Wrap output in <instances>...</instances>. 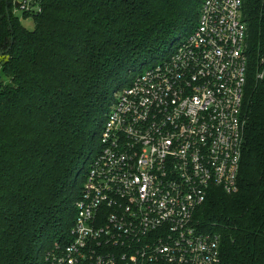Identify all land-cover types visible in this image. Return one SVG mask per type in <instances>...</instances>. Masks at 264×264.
<instances>
[{
  "label": "trees",
  "instance_id": "obj_1",
  "mask_svg": "<svg viewBox=\"0 0 264 264\" xmlns=\"http://www.w3.org/2000/svg\"><path fill=\"white\" fill-rule=\"evenodd\" d=\"M14 1L0 0V264H47L70 240L77 170L99 149L115 92L194 30L202 0ZM240 16L249 72L237 190L211 188L194 221L218 236L220 264H264V0H242Z\"/></svg>",
  "mask_w": 264,
  "mask_h": 264
},
{
  "label": "built area",
  "instance_id": "obj_2",
  "mask_svg": "<svg viewBox=\"0 0 264 264\" xmlns=\"http://www.w3.org/2000/svg\"><path fill=\"white\" fill-rule=\"evenodd\" d=\"M241 8L202 0L194 30L116 91L70 240L46 252L47 264L221 263L218 236L194 215L211 188L237 190L249 72Z\"/></svg>",
  "mask_w": 264,
  "mask_h": 264
},
{
  "label": "rangeland",
  "instance_id": "obj_3",
  "mask_svg": "<svg viewBox=\"0 0 264 264\" xmlns=\"http://www.w3.org/2000/svg\"><path fill=\"white\" fill-rule=\"evenodd\" d=\"M19 2H26V3H28L29 1H31V0H18ZM34 10H35V8H34ZM15 15L16 16H18V18H20V22H21V24L27 29V30H33V28H34V23H33V21L31 20V18H23L22 17V11L21 10H17V11H15ZM180 33V34H179ZM178 33V35L176 36V37H174V39L173 40H176L179 36H181V35H189L190 34V32H188V33H186V32H183V31H180ZM170 48V47H169ZM169 48L167 49V51H166V53H165V55L169 52ZM165 55H163V56H165ZM163 56L162 57H158V59H157V61H159V60H161L162 58H163ZM152 60H148L146 63H145V65H142L141 67H139V65L137 66V68H145V67H147V66H149V65H151L152 64ZM155 62V61H154ZM144 66V67H143ZM132 75H133V73H132ZM130 77H132L130 74L128 75V78H130ZM115 88H116V86H114L113 88H112V90H111V93H114V91H115ZM115 93H117V92H115ZM92 154V153H91ZM86 161L84 160V162H82V164L80 165V168L77 170V171H79L80 169H84V168H86L87 167V164L85 163Z\"/></svg>",
  "mask_w": 264,
  "mask_h": 264
},
{
  "label": "water",
  "instance_id": "obj_4",
  "mask_svg": "<svg viewBox=\"0 0 264 264\" xmlns=\"http://www.w3.org/2000/svg\"><path fill=\"white\" fill-rule=\"evenodd\" d=\"M33 4H34V0L29 1V2L27 3V5H28V9L32 8ZM20 6H21V2H19L18 0H15V1H14V8H15V9H18V8H20ZM3 53H4V52H0V55H2Z\"/></svg>",
  "mask_w": 264,
  "mask_h": 264
},
{
  "label": "flooded vegetation",
  "instance_id": "obj_5",
  "mask_svg": "<svg viewBox=\"0 0 264 264\" xmlns=\"http://www.w3.org/2000/svg\"><path fill=\"white\" fill-rule=\"evenodd\" d=\"M21 7V6H20Z\"/></svg>",
  "mask_w": 264,
  "mask_h": 264
}]
</instances>
